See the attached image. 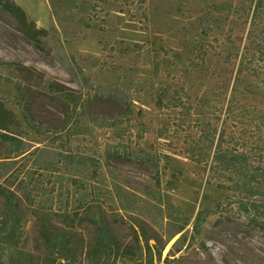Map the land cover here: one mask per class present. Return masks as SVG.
<instances>
[{
	"label": "rangeland",
	"instance_id": "rangeland-1",
	"mask_svg": "<svg viewBox=\"0 0 264 264\" xmlns=\"http://www.w3.org/2000/svg\"><path fill=\"white\" fill-rule=\"evenodd\" d=\"M16 2L49 35L38 50L0 12V62L33 67L85 99L84 112L61 114L34 95L30 111L42 134L0 138V184L20 198L32 264L43 259L32 209L56 215L85 263L94 228L78 220L68 227L62 216L88 207L105 213L117 244L130 253L140 226L161 242L184 227L155 264H264V225L247 218L233 191L217 186L228 184L221 171L210 173L222 131L223 151L245 149L248 161L264 163L259 30L255 55L244 47L258 0ZM223 4L237 13L212 9ZM15 80L0 64V99L22 119ZM127 106L134 114L126 120Z\"/></svg>",
	"mask_w": 264,
	"mask_h": 264
},
{
	"label": "trees",
	"instance_id": "trees-1",
	"mask_svg": "<svg viewBox=\"0 0 264 264\" xmlns=\"http://www.w3.org/2000/svg\"><path fill=\"white\" fill-rule=\"evenodd\" d=\"M49 2L52 7V0ZM257 4L258 6L254 9L251 17L248 45L244 46L246 54H250L252 57L256 53L253 45L257 40L258 30L260 47L264 48V37H262L264 33L262 32L264 30V0H258ZM212 9L219 13H223L225 10H228L232 15L237 13V10L231 12L232 6L228 4L213 6ZM51 11L52 17L56 18L55 11ZM0 12L13 19L17 32L24 40H28L36 49H42L45 38L49 35L48 30L37 26L15 0H0ZM130 49V45H127L124 50ZM246 54L240 60L238 76L243 72ZM0 64L14 74L16 97L24 111L23 118L19 119L15 112L5 108L0 99V138L3 141H14L17 137L25 136L29 130L38 135L42 134L34 125L35 118L30 111L34 95L57 104L61 114H68L70 110L84 112L85 99L79 93L75 91L69 93L58 88L56 83L45 81L41 73L33 67H25L16 62H0ZM162 91L167 93L169 90L164 88ZM133 114L134 110L127 106L122 116L127 120ZM118 124L120 123H100L97 126L113 127ZM224 135L225 133L222 131L212 157L213 165L210 168V173L214 175L216 171H221L228 184L223 182L217 186L227 191H233L237 196L238 207L246 214L247 218L256 225H264V163L258 162L256 165L248 161L245 149L223 151L221 142ZM194 161L200 162L195 158ZM32 214L38 225L35 250L43 254L42 261L37 264H155V260L161 261L166 245L184 230V227H180L167 241L161 242L158 235L154 237L146 235L145 229L140 226L139 232L134 231L135 252L130 253L121 249L117 244L116 236L106 220L105 213L100 209L88 207L81 214L63 215L62 220L68 227L74 226L78 220L80 223H89L94 228L95 239L86 249L83 259L85 263H83L78 261V252L73 246L70 232L58 227L53 221L56 218L55 214L38 209H32ZM26 223L20 198L10 187L3 183L0 184V264H32L33 253L23 249ZM184 240L185 236L182 234L164 259L165 263L168 262L171 252Z\"/></svg>",
	"mask_w": 264,
	"mask_h": 264
},
{
	"label": "crops",
	"instance_id": "crops-1",
	"mask_svg": "<svg viewBox=\"0 0 264 264\" xmlns=\"http://www.w3.org/2000/svg\"><path fill=\"white\" fill-rule=\"evenodd\" d=\"M16 1V0H15Z\"/></svg>",
	"mask_w": 264,
	"mask_h": 264
}]
</instances>
